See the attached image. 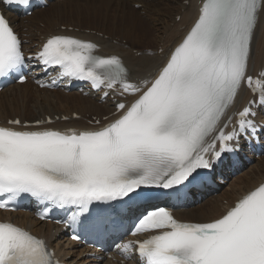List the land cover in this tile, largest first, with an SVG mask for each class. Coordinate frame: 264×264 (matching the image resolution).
I'll use <instances>...</instances> for the list:
<instances>
[{"label": "snow or ice", "instance_id": "snow-or-ice-1", "mask_svg": "<svg viewBox=\"0 0 264 264\" xmlns=\"http://www.w3.org/2000/svg\"><path fill=\"white\" fill-rule=\"evenodd\" d=\"M0 3L30 6L29 0ZM262 16L264 0H202L193 24L173 46L159 47L162 59L142 76L119 53L96 54L98 43L73 35L50 33L26 52L29 42L0 12V80L23 84L27 72L38 67L56 72L47 82L36 81L42 88L79 81L100 93L101 101L113 102L106 122L95 120L94 127H46L54 123L51 116L0 124V209L27 195L43 206L41 220L63 210L67 218L57 223L101 233L123 226L122 209L129 203L150 196L186 199L204 182L205 170L214 171L241 150L242 138L264 133L257 121L264 113V71L255 83L249 72ZM135 55L152 60L157 52L141 49ZM245 89L254 98L230 115ZM72 118L80 119L76 113ZM148 208L130 229L147 238L117 245L125 260L264 264V181L203 222H182L166 207ZM0 264L60 261L45 239L0 221Z\"/></svg>", "mask_w": 264, "mask_h": 264}, {"label": "bare ground", "instance_id": "bare-ground-1", "mask_svg": "<svg viewBox=\"0 0 264 264\" xmlns=\"http://www.w3.org/2000/svg\"><path fill=\"white\" fill-rule=\"evenodd\" d=\"M186 1H189L188 5L185 4ZM197 2L198 0H63L60 3L52 4L45 10L39 11L27 20L14 19L13 21L18 31L28 35L27 39L32 44L39 42L41 36L46 37L50 33L63 31L61 27L65 25L67 30L63 32L79 35L98 43L100 45V53L103 55L119 53L134 73L143 76L147 75L149 71H154L156 65L162 59L158 54L159 47L163 46L167 49L173 46L185 34L187 28L193 24L197 17ZM137 4L141 5L139 9L135 7ZM177 14L181 16L179 22L174 21V16ZM65 19L68 20V23H63ZM84 21L89 25L88 27L83 25ZM171 23H173V27L169 26ZM102 24L104 25L102 26ZM39 25H43L44 27H39ZM69 27H73V30L70 31ZM165 28L167 31H164ZM86 30H90L91 32H87ZM92 30H97V32L108 35V39H105L104 36L100 37L96 33L94 34ZM124 39H127V47L123 46ZM149 43L156 45L154 51L157 52V57L152 60L137 59L134 53V49H137L135 45L139 44L142 46L141 49H144L143 47L146 46H143V44ZM262 69H264V16L261 17L259 27L256 30L249 71L256 74ZM28 84L30 83L26 82L23 85H15L2 91L0 97L3 96V98L0 100V108L3 110L4 115L0 113V121L5 123L12 118L33 121L39 118H46L47 116H51L52 118L67 116L69 117V121L58 122L55 126L70 128L86 125L88 121L92 120L91 117L88 118V113L90 116H98V118L102 119L101 116L108 115L113 111L110 100L107 101L108 103H100L99 97H94L92 94L83 96L74 92L67 95L60 91H55L59 92V94L61 93L60 100L73 103L76 109L70 110L71 113L64 111L54 112L55 99L53 100V98L48 97V95L53 97L54 91L37 89L39 92L35 97L37 101L30 105V109L35 114L33 112L29 113L30 109L27 105H29V100L33 98V91L27 88L30 86ZM41 92H44V95H47V97L42 98ZM39 97H41L42 102L38 99ZM249 99V93L243 90L229 114L232 115L235 110L243 106ZM17 100H20V104H23L24 100L26 104L20 105L16 102ZM5 102L11 104V106L4 105ZM5 106L11 107L12 110L6 111L4 109ZM17 110H19V114ZM73 113L82 115L81 119L74 120L72 118ZM258 164L262 165L261 170H258ZM243 175L245 176L244 179L240 180ZM243 175L233 181L230 189L228 188L223 194L207 199L204 204L193 210L178 212L179 218L187 222H203L225 212L228 205L224 204L223 201L226 200V203H232L239 195L252 190L264 181V158L257 161L251 170L249 169ZM9 216H12L22 226L32 229V232L35 234L43 235L51 232L50 227L48 231L45 230L47 228L46 224H40L33 218L30 221L31 215L0 212V218ZM68 244L70 246V243ZM54 246L64 259H67L68 255H71L72 250L68 249L67 251L66 246L62 245L61 240ZM74 250L77 252L76 249ZM79 255H73L74 258L68 260V263L83 264V262L79 263L76 260Z\"/></svg>", "mask_w": 264, "mask_h": 264}, {"label": "rangeland", "instance_id": "rangeland-1", "mask_svg": "<svg viewBox=\"0 0 264 264\" xmlns=\"http://www.w3.org/2000/svg\"><path fill=\"white\" fill-rule=\"evenodd\" d=\"M189 4V1L188 2H186V5H188ZM38 15V14H37ZM63 23H68V20L67 19H65V21H63ZM83 25L85 26H89V25H87L86 24V22L84 21L83 22ZM104 24H102V26H103ZM63 26H65V25H63ZM63 26L61 27V28H63ZM169 26L170 27H173V23H171V24H169ZM39 27H44L43 25H39ZM107 36V35H106ZM106 36H104L105 38H106ZM125 41H127V39H124ZM150 44V45H149ZM149 44H143V46H146V47H143L144 49H149V50H152V49H155L156 48V45L155 44H152L151 45V43H149ZM136 46V48L137 49H135L134 51H137L139 48H142V46H140L139 44H137V45H135ZM27 88H30L32 91H33V98H31L32 100H29V105H27L28 106V108L30 109V105H32L33 103H35L37 100L35 99V97L38 95L37 94V91H36V89H34V88H31V86H28ZM41 94V97L43 98V97H47V95H44V93H40ZM61 94V93H60ZM60 94H59V92H53V97H50L49 95H48V97L49 98H53V100H54V102H55V106L53 107V111L54 112H57V111H60V112H70V110H74V109H76L75 107H74V104L73 103H70L69 101H66V100H60L61 99V96H60ZM9 95V94H8ZM65 96V95H64ZM8 97V96H7ZM41 97H39L38 99L41 101ZM3 98V96H1L0 97V100ZM63 101V102H62ZM96 101H97V99H96ZM16 102H18L19 104L21 103L20 102V100H17ZM42 102V101H41ZM107 102V101H106ZM52 103V102H51ZM58 103V104H57ZM64 103V104H63ZM67 103V104H66ZM108 103V102H107ZM24 104H26L25 102H24V100H23V104H20V105H24ZM69 104V105H68ZM4 105H9V106H11V104H8L7 102H5L4 103ZM4 105H2V106H4ZM68 105V106H67ZM9 106H5L4 107V109L6 110V111H11L12 109H11V107H9ZM58 108V109H57ZM3 110H1V108H0V113L2 114V115H4V112H2ZM31 112H33L34 113V111H32L31 109H30V112L29 113H31ZM17 113L19 114L20 112H19V110H17ZM71 113V112H70ZM35 114V113H34ZM31 118V117H30ZM257 168H258V170H261L262 169V165L261 164H258L257 165ZM251 170V169H250ZM244 175L240 178V180H242V179H244ZM230 187V186H229ZM227 188L228 187H226V188H224L222 191H221V194L225 191V190H227ZM64 245H66V243H64Z\"/></svg>", "mask_w": 264, "mask_h": 264}]
</instances>
